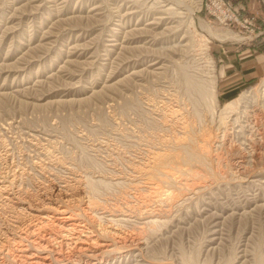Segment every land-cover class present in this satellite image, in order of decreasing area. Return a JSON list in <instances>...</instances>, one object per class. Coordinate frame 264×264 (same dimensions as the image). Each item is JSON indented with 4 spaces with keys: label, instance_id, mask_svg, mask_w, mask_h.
<instances>
[{
    "label": "rangeland",
    "instance_id": "1",
    "mask_svg": "<svg viewBox=\"0 0 264 264\" xmlns=\"http://www.w3.org/2000/svg\"><path fill=\"white\" fill-rule=\"evenodd\" d=\"M222 1L0 0V264L62 214L139 240L73 264H264V0Z\"/></svg>",
    "mask_w": 264,
    "mask_h": 264
},
{
    "label": "bare ground",
    "instance_id": "2",
    "mask_svg": "<svg viewBox=\"0 0 264 264\" xmlns=\"http://www.w3.org/2000/svg\"><path fill=\"white\" fill-rule=\"evenodd\" d=\"M238 108H239V103L238 104H234V103L229 104L224 110V112H225L224 115L228 116L227 119H229L234 113H236ZM237 121L238 120H236L235 123H237ZM229 152H230V154H232V153L235 154V152L238 153L240 155V157L242 156V158H241L242 160L245 158V156H244L245 154H243V152L238 150L237 148L236 149L233 148L232 150H229ZM196 159H198V158L196 157ZM200 160H201V158H200ZM233 161L234 160L232 159V162H231L232 165L234 164ZM231 168H232V166H231ZM170 196H171V194H170ZM170 196L168 195L167 198L166 197L165 198L168 199V197H170ZM156 199L160 200L159 198H156ZM64 212H66V211H64ZM88 216H86V219L88 218L89 223L91 224L93 229L90 226L87 227V225L83 224L82 222L80 223V221L78 219H75L73 216H68L67 214H62L61 217H59V218L57 217V218L53 219L54 221L52 220V222L48 223L50 230L47 234H45L43 236V239L41 238L40 240H33L32 241V243L36 246V247L35 246L34 247L37 249V251L50 253V254L56 253L57 256L55 257V261L58 263H64L65 264L66 262L71 263L74 258H77V257L80 258V256H82V255L91 254V255H94V257H97V256H99V254H102L104 251L105 252H106V250L108 251L109 248L111 249L113 244L126 246L128 244L134 245L135 243H137L139 241L135 237H128V235L124 236L123 234H121L122 232H119V229H117L118 227L116 229L110 230L109 232H106V231L102 232L101 231L102 233H100V237L97 235L95 236L94 235L95 234L94 229L97 226L98 220L96 221V219H94L93 216H91V217H88ZM49 219H50V217H49ZM91 229L93 230V232L90 231ZM41 231L42 230H39L38 232L40 233ZM46 231H48V230H46ZM102 239H106V241L102 240ZM30 240H32V239H30ZM30 240H28V241H30ZM117 247H119V246H117ZM56 248H58V249H56ZM22 252L27 254L28 250L27 249H26V251L22 250ZM39 253H37V254H39ZM32 255H34V254H32ZM42 256H44V255H42ZM100 256H102V255H100ZM100 256H99V258H100ZM39 257H36V256H33L31 258L26 257V258H24V259H26L24 261V264H51L49 257L48 258L47 257H43V258L40 257L41 259ZM92 259L94 260V258H92ZM21 263H23V262H21ZM72 264H73V262H72Z\"/></svg>",
    "mask_w": 264,
    "mask_h": 264
},
{
    "label": "crops",
    "instance_id": "3",
    "mask_svg": "<svg viewBox=\"0 0 264 264\" xmlns=\"http://www.w3.org/2000/svg\"><path fill=\"white\" fill-rule=\"evenodd\" d=\"M241 58L240 54L226 56L225 64L227 69L231 71V76L239 81L241 78H251L260 75V70L263 69L262 67L251 70L253 65H248L246 61L242 62Z\"/></svg>",
    "mask_w": 264,
    "mask_h": 264
},
{
    "label": "built area",
    "instance_id": "4",
    "mask_svg": "<svg viewBox=\"0 0 264 264\" xmlns=\"http://www.w3.org/2000/svg\"><path fill=\"white\" fill-rule=\"evenodd\" d=\"M214 3L217 5L216 7L222 9L223 7L226 8V4L222 0H213Z\"/></svg>",
    "mask_w": 264,
    "mask_h": 264
}]
</instances>
